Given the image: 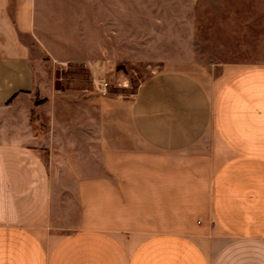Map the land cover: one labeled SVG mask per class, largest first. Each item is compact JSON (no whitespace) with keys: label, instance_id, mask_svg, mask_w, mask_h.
I'll list each match as a JSON object with an SVG mask.
<instances>
[{"label":"crops","instance_id":"0c3cea01","mask_svg":"<svg viewBox=\"0 0 264 264\" xmlns=\"http://www.w3.org/2000/svg\"><path fill=\"white\" fill-rule=\"evenodd\" d=\"M114 1L99 31L98 0H0V264H264V60L214 74L155 36L101 96L69 68L129 58Z\"/></svg>","mask_w":264,"mask_h":264},{"label":"rangeland","instance_id":"374dc122","mask_svg":"<svg viewBox=\"0 0 264 264\" xmlns=\"http://www.w3.org/2000/svg\"><path fill=\"white\" fill-rule=\"evenodd\" d=\"M114 2L115 8L123 5L121 0ZM83 5L89 9V1H83ZM107 5L106 0L97 2L99 31L107 21ZM250 5L249 0H124L129 9V58L109 68L97 60L93 66L87 64L88 73L83 70L85 64L71 65L69 73L86 75L90 89H94L95 77L107 81L110 92L136 93L147 75L158 68L157 64L135 60L143 54L140 48L155 36L163 46L177 45L180 50L188 47L194 58L214 74H219L225 62L264 60V18ZM251 10L258 16L251 18ZM88 15V11L83 12L87 24ZM101 36L99 32V45ZM57 70L61 77V67H52L49 73L46 66L37 67V80L50 85Z\"/></svg>","mask_w":264,"mask_h":264},{"label":"built area","instance_id":"2783aa9c","mask_svg":"<svg viewBox=\"0 0 264 264\" xmlns=\"http://www.w3.org/2000/svg\"><path fill=\"white\" fill-rule=\"evenodd\" d=\"M94 88L97 91V93H99L102 96H106L109 94L110 90H109V83L105 80H99L97 78L94 77Z\"/></svg>","mask_w":264,"mask_h":264},{"label":"water","instance_id":"95a60500","mask_svg":"<svg viewBox=\"0 0 264 264\" xmlns=\"http://www.w3.org/2000/svg\"><path fill=\"white\" fill-rule=\"evenodd\" d=\"M122 68L121 66H118V69ZM124 68V67H123ZM57 78L58 80L55 82V88L56 89H60L61 88V83H60V80H59V77H60V71H57Z\"/></svg>","mask_w":264,"mask_h":264}]
</instances>
